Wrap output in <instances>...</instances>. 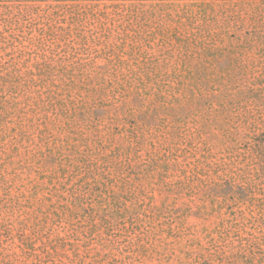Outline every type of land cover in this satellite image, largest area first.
Wrapping results in <instances>:
<instances>
[{
	"label": "rangeland",
	"instance_id": "obj_1",
	"mask_svg": "<svg viewBox=\"0 0 264 264\" xmlns=\"http://www.w3.org/2000/svg\"><path fill=\"white\" fill-rule=\"evenodd\" d=\"M0 264H264V0H0Z\"/></svg>",
	"mask_w": 264,
	"mask_h": 264
}]
</instances>
